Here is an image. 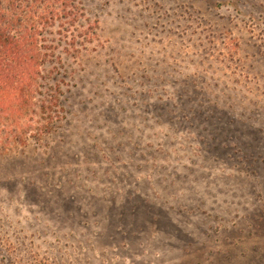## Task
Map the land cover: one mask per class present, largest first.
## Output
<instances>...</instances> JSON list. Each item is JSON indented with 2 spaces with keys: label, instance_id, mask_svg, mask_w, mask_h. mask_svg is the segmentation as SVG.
Returning a JSON list of instances; mask_svg holds the SVG:
<instances>
[{
  "label": "rangeland",
  "instance_id": "1",
  "mask_svg": "<svg viewBox=\"0 0 264 264\" xmlns=\"http://www.w3.org/2000/svg\"><path fill=\"white\" fill-rule=\"evenodd\" d=\"M77 6L57 128L0 143V264H264V0Z\"/></svg>",
  "mask_w": 264,
  "mask_h": 264
},
{
  "label": "trees",
  "instance_id": "2",
  "mask_svg": "<svg viewBox=\"0 0 264 264\" xmlns=\"http://www.w3.org/2000/svg\"><path fill=\"white\" fill-rule=\"evenodd\" d=\"M81 17L77 0H0L3 146L25 145L28 139L39 141L57 128L61 103L66 99H60L59 85L48 83L53 71L46 67L57 60L51 39L55 34L67 39ZM71 35L69 49L79 37Z\"/></svg>",
  "mask_w": 264,
  "mask_h": 264
}]
</instances>
